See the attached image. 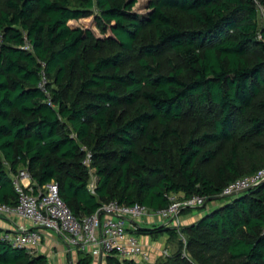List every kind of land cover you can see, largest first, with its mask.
Instances as JSON below:
<instances>
[{"label":"trees","instance_id":"16d2710c","mask_svg":"<svg viewBox=\"0 0 264 264\" xmlns=\"http://www.w3.org/2000/svg\"><path fill=\"white\" fill-rule=\"evenodd\" d=\"M137 1L0 0V204L17 203L21 169L34 188L55 181L76 217L200 195L180 213L196 221L134 231L168 233L175 249L156 264H264V182L222 194L264 167V0ZM0 264L50 263L0 240Z\"/></svg>","mask_w":264,"mask_h":264},{"label":"built area","instance_id":"2783aa9c","mask_svg":"<svg viewBox=\"0 0 264 264\" xmlns=\"http://www.w3.org/2000/svg\"><path fill=\"white\" fill-rule=\"evenodd\" d=\"M28 47L26 45L24 48ZM45 83L46 79L42 73L39 86L43 87ZM82 149L85 150L82 163L88 165L91 152L85 148ZM92 170L89 169L90 175ZM94 177L91 176L88 184L91 192L97 180ZM262 178H264V167L254 174L240 177L229 183L222 194L247 188ZM11 179L18 200L13 205L0 204V216L17 217L23 222L14 225L11 230L0 233V240L15 248H25L29 253H34L41 244V235L38 231L41 229L53 231L69 252L72 249H78L100 259L106 254H113L119 259L138 260L143 256V251L138 235L134 231L140 226L139 221L143 217H155L159 219L158 223L179 230L181 211L202 206L206 200L200 195L181 198L180 194H171L169 204L158 210H149L138 203L126 205L110 200L102 203L95 212L76 217L60 197L55 181L34 188L26 169L19 170L18 174L13 175ZM179 235L185 244V238L180 231ZM167 255L164 251V256Z\"/></svg>","mask_w":264,"mask_h":264},{"label":"crops","instance_id":"0c3cea01","mask_svg":"<svg viewBox=\"0 0 264 264\" xmlns=\"http://www.w3.org/2000/svg\"><path fill=\"white\" fill-rule=\"evenodd\" d=\"M91 179V178H90ZM96 179V177H94ZM27 181V180H25ZM217 203L213 200L211 205L215 206ZM200 211H191L184 215L182 218L183 223H190L197 220L200 216ZM159 219L155 217H143L139 223L141 227L153 228ZM23 221L17 217H1L0 216V233L11 230L14 225L22 223ZM182 223V224H183ZM41 235V244L35 250L34 253L43 254L51 258L53 264H70L71 258L74 260L78 249H72L70 252L67 247L61 241V239L53 232L49 230L38 229ZM169 235L167 232L161 233L156 239H152L150 234L138 233L139 243L142 246L143 256L138 260H141L143 264H156L157 260L164 257V251L170 254L175 245L169 242ZM73 256V257H72ZM98 257H93V260ZM100 259V258H99Z\"/></svg>","mask_w":264,"mask_h":264},{"label":"rangeland","instance_id":"374dc122","mask_svg":"<svg viewBox=\"0 0 264 264\" xmlns=\"http://www.w3.org/2000/svg\"><path fill=\"white\" fill-rule=\"evenodd\" d=\"M147 1H148V0H138L137 3H136V5L134 6L133 10L136 11V12L145 13V12H146V4H147ZM259 12H260V13L262 14V16H263V14H264V8H263V7H259ZM90 21H91V18H87V19H82V20H80V21H76V22L72 21V22H70V25H72V26H73V25H74V26H75V25H81L82 27H89V26H90ZM89 175H90V174H89ZM91 176H93V177L95 176L94 170H92V174L89 176V181H90ZM211 203H212V202H207V204H206V210H207L208 207L212 206ZM180 217H181V218H180V219H181V224H180V226H181L182 223H183L182 218H184V214H182ZM183 236H184V235H183ZM184 238H185V237H184ZM184 248H185V246L183 245V250H182V254H183V255H185V253H187L186 250H185ZM72 257H73V256H72ZM47 260L49 261L50 264H53L51 258L48 259V257H47ZM70 264H76V257H75L74 260L71 258V260H70ZM91 264H105V258H104V257L101 258V259H99V258H95V259L92 261Z\"/></svg>","mask_w":264,"mask_h":264},{"label":"water","instance_id":"95a60500","mask_svg":"<svg viewBox=\"0 0 264 264\" xmlns=\"http://www.w3.org/2000/svg\"><path fill=\"white\" fill-rule=\"evenodd\" d=\"M263 182H264V178L260 179L259 181H257L256 183L252 184L251 186H249L247 188H243L241 190H238V191H235V192H231V193H228V194H223V196H225V197L234 196L236 194H239V193H242V192L247 191L249 189H252L254 186H257V185H259V184H261Z\"/></svg>","mask_w":264,"mask_h":264}]
</instances>
